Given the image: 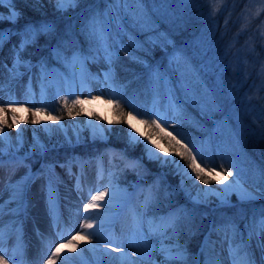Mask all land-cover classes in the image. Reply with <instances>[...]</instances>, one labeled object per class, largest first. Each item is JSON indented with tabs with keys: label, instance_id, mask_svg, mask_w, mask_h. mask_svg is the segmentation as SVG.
Here are the masks:
<instances>
[{
	"label": "rangeland",
	"instance_id": "1",
	"mask_svg": "<svg viewBox=\"0 0 264 264\" xmlns=\"http://www.w3.org/2000/svg\"><path fill=\"white\" fill-rule=\"evenodd\" d=\"M28 1L33 7H39L38 9L40 10L44 8V2L49 1L47 6H51L55 11L60 13V16H64L65 18L79 14L73 12H76L82 4L79 2L75 7L69 6L67 11H58L55 0L53 2H51V0H43L44 2H42V4H37L36 1L38 0ZM246 6L247 7L239 15L242 22L240 23L239 32L233 39L235 43L231 48L225 50L224 54L220 57L223 63L225 62L228 67L234 69L235 74V86L229 93V96L223 100V102H225V109L228 107L227 109L231 110L229 116L219 112L221 101L218 99L216 92L220 82L215 83L211 79V75L215 76L217 74L213 72L220 61L216 58V61L219 62L215 63L213 59L204 58V56L211 51V45L207 43L208 41L206 39H208V36L212 38L215 30L208 35L201 36L190 46L192 53L188 59L192 63L183 62L181 53L178 52L169 57L167 64L171 70L175 71L177 87L181 91V94H183L185 100L188 101L189 105H192L199 111V117L201 119L199 126L194 123L193 125L195 127L192 125L187 126L188 124L182 125L180 121V111L176 102L172 99V95H170L172 93H170L168 79L163 77L164 75L159 78L154 71L147 72V74H150L153 85V99L150 107L152 117L153 113H158L165 117L170 124H174V128H170L167 125H164V127H166L168 131H171L173 135H176L178 139H181L183 143L193 148L194 151L196 149L200 150L203 155V160H201L199 156L197 159L202 166L206 161L210 166L216 167L218 174L215 180H211L209 185H204L199 180L195 182L201 187V190L206 188L218 190L221 193L220 196L212 194L207 196L203 194L199 195V193L204 192L198 191L199 193L197 192L195 194L199 196V200L191 199L186 194L184 185L181 186V176L177 173L174 165L161 164L160 160L149 158L144 148V143H147V141L143 139L146 134V129L144 125L137 123L136 120L130 121L133 128L136 130L133 134H139L143 142L131 143L129 141L128 132L133 129L129 128V124L125 122V118L122 120L124 116L119 113L114 103L105 104L106 106L97 105L96 108H99V110L93 111L91 117L86 105L87 101H94L90 98L91 96H99V99L108 103V97L114 95L119 102H121L123 101L122 99H124L126 89L119 81L118 76H116V71L114 67H112V60L109 61L106 59L101 44L88 30H86L89 32L88 39L91 41V47L89 46L88 52L76 50L67 57V60H65V57H61L60 55L57 56V49H53V45L48 44L49 46L47 48L50 47V55L47 61L51 63V67L49 68H46L41 62H34L33 59L35 58L33 57L28 58L24 50L20 52L21 60L29 62L25 65L34 66V70L39 76V89L38 91L36 90V95L32 100V110L34 111L35 107H42L46 109V111L39 113L41 116L50 117L48 113H51L52 116L61 117L58 121L64 126H77L79 140H70L69 142L51 140L48 144L43 145V150H34L32 142L24 141L14 147H9L4 151V155H1L2 158L9 159L15 157L21 159L28 173L30 175H35V181L37 185H40L39 189H43L46 186V189H48V185L53 179V172H57L65 165L96 158L100 155H104L105 150L109 151L110 148L107 149V147H113L115 142L112 139L114 134H117L114 128L118 127V123L121 120V136L126 143L121 149L119 148L122 151H119L117 148H112L113 150L111 149L109 151L106 165L108 166V178L114 180L115 185L125 186L124 183L131 186L133 185L136 187L135 189H137V193L139 194L138 199L133 202L134 213L137 214V221L141 222L144 234L148 238L149 248L145 250L144 245L140 241L139 231L135 229L134 223L132 228L127 230L126 234L127 240L131 246L139 247L145 255L150 256L149 259L143 260L141 258L142 261H144V263L173 264L171 261L165 260L164 254L160 251V248L162 243L165 247H171L178 240L181 248L185 250V259L184 261L177 260L176 264H209L207 262L209 254L204 250L205 241L209 240V243L213 242V244L219 243V245H221L222 248H220L218 255L220 256L219 260H221L222 264H234L236 257L230 255L229 249L230 247L235 248L237 245H241L239 255L246 256L247 264H257L253 255H257L259 249L248 245L247 240L250 230L252 233L251 238L261 240V237L264 236V231H259L253 223L254 217L258 218L260 210L264 209V199L258 198L248 202H241L238 199L236 191H229L228 194L223 193L225 185L228 187L237 176L252 188H264V184L260 183L257 178L258 170H264V161L258 154H255L250 147L252 144L254 146L258 145L264 138V35H262V33H264V0H248ZM105 7H103V9H105ZM13 10L19 13L14 7L8 5V3L0 4V17H2L0 23H4L3 27H0V32L4 33L7 38H10L12 41L11 44L14 45V47H12L13 59L9 61V65L14 61L16 51H19V45L22 40L21 34L26 29V27L16 29V27H19L20 23L19 15L12 19L9 18ZM138 10L139 9L136 8L132 11L136 13L137 17L143 16L144 13ZM90 16L84 20L86 25L88 24ZM124 16V11H121L118 19L113 17L109 22L111 32L116 40H118L119 36L118 29L121 27L120 19ZM143 18L144 20L147 19V17ZM255 20L258 21L257 31L254 30L248 37L244 38V42L242 39L239 40V36L246 34L247 31L251 32L253 30L248 29ZM129 23L131 27L136 30H144L142 25L137 29V24L133 19H131ZM143 23H145V21H143ZM146 26L147 28H145L146 30L144 31L147 32V35H145L144 38L148 39L150 34H153L151 40L157 41L158 37L154 31V27L148 23ZM75 27L76 24L73 25V28ZM84 27L85 26H83V31ZM255 32L259 33V39L254 36ZM53 36H55V34L52 35L51 38ZM212 40L213 39L209 42H212ZM238 42L242 43V45L239 44L240 46H238V44H236ZM27 46L30 48L33 47L32 44ZM2 48L3 46L0 47V50ZM73 50L75 49L70 51ZM73 53H79L84 57L83 68H81L80 64H77L75 67L72 66L70 58ZM38 55L39 53L37 56ZM194 59L199 64L196 65ZM41 65L45 67L46 74L41 73ZM88 67H94L97 70V77L99 80V86L95 89H93V87L92 90L89 91V95L83 92V88L87 83H92V79L87 72ZM105 73H110L108 80L105 79ZM163 84H165L168 98L162 104L160 87ZM241 89H244L243 92H241ZM238 91L240 92L239 94H241L240 97ZM80 95L84 97V100H82L83 103L73 108L72 104H70L71 101L76 96ZM63 96L68 97L69 104L67 107L61 102V97ZM235 98H239L238 103H240V105L244 104L240 111L231 109V104L236 100ZM129 106L132 109V105L129 104ZM248 106L259 107V110L254 111L248 108ZM101 108L103 111L100 110ZM220 108L222 109L223 106ZM69 109H71V115H69ZM59 113H62L64 117ZM77 113L79 114L77 115ZM139 119L140 117L137 116V120ZM89 121L95 123L99 127L97 131L89 125ZM134 124L137 126H134ZM101 128L103 132L100 131ZM150 131L151 130H149V133ZM157 142L160 144V147L165 149L168 153V155L158 154L161 159L178 160L180 164H185L183 159L168 148L166 140L157 139ZM102 146L104 150H101ZM74 147H82V155L81 153L77 154L71 152L69 154L73 156L66 158L65 161L38 162L40 158L46 154V150H60ZM129 147L130 149H138L139 152L143 153L132 156L129 154ZM151 162L157 163L160 169H153L152 166L148 164ZM36 163H39L37 171L34 170ZM220 164H224L226 168H230L234 173L233 177L226 179L225 175L220 171ZM119 166L137 170L140 166H144L145 168L147 166L151 169L149 168L147 171L144 170L146 172L145 175L137 171L136 176L138 177L133 181H123L120 179V176L116 174L115 168ZM31 168L32 170H30ZM150 173L152 177L149 179L154 185V190L156 187L159 194H165L164 198L167 197L163 207L159 205L155 209L151 207L149 209L154 195L153 188H151L152 184L150 182V184L148 183V176L146 175ZM220 175L224 178L221 177L217 179ZM174 180L178 182V185L175 184ZM216 181H220V183H216ZM149 195L151 196V200L146 204V198L149 197ZM221 199H225L227 202L221 204ZM247 205H252L251 207H253L249 211L250 215H246V210H243ZM198 206L205 208L203 211L205 214L201 217L202 219L200 218L201 220L195 222V218L188 214V209L189 207L192 209ZM227 208L233 210L229 212H234V214L227 215L225 212ZM170 211L180 212L181 219L178 221L177 234L174 235L173 230L170 228L163 236L159 233L150 235L147 224L148 218L166 216ZM185 211L187 212V217L184 216ZM240 219H244L245 237L243 241H233L232 231L227 230L225 226L232 223L234 220ZM179 224L181 225L180 228L178 227ZM246 225H248V227H246ZM203 230H205V232L201 244L195 248L194 245L196 246V242L203 234ZM108 233V230H103L100 238L106 237ZM193 240H195V242H193ZM175 251L176 249L173 247V253H175Z\"/></svg>",
	"mask_w": 264,
	"mask_h": 264
},
{
	"label": "trees",
	"instance_id": "2",
	"mask_svg": "<svg viewBox=\"0 0 264 264\" xmlns=\"http://www.w3.org/2000/svg\"><path fill=\"white\" fill-rule=\"evenodd\" d=\"M53 1L54 0H51V2ZM42 2L44 1H36L37 4H42ZM80 2L82 3L81 7L76 12H73L79 14L67 18L60 16V13L55 11L51 6H47L49 1L44 2L45 6L42 10L38 9L39 7H33L28 0H12L11 4H8L19 12L20 23L19 27H16V29L28 27L30 24L38 27L42 23H48L53 26V30L48 34L38 35L35 43L32 44L33 47H25L24 52H26L25 55H27L28 58L33 57L35 58L33 59L34 62H41L46 68H49L51 67V63L47 61L50 55V47L47 48L49 46L48 44H52L53 49L56 48L59 50L61 57H69L70 54L76 50L80 52H88V48L91 47V41L88 39L89 32L86 31L88 28L84 23V20L95 11H102L103 7L107 5L103 3L102 0H80ZM247 2L248 0H168L167 3H161V0H143V3L140 5H128L129 11L127 13L124 12L125 16L120 19L121 27L118 29V40L114 38L111 31L108 32L107 39L109 51L112 53V67H114L116 76H118L119 81L126 89L124 99L120 102L123 112L126 114L131 111L139 116L140 119L144 118L151 120L153 118L150 108L153 99V85L150 79V74H147V72L154 71L159 78L164 75L163 77L168 79L170 93H172L170 95H172V99L178 106L182 125L184 126L188 124L187 126H194V123L199 126L201 122L199 111L192 105H189L188 101L185 100L183 94H181V91L177 87L176 73L171 70L167 64L169 57L178 52L181 53V59L183 62L185 61L189 63L190 60L188 57H190L192 53L190 46H192L201 36L208 35L215 30L212 38L209 36L208 39L205 38L208 41L207 43L211 45L210 53L212 54L208 53L204 58L213 59L215 60V63L220 61L218 63L219 65L215 67L213 72L214 74H217L215 76L211 75V79L215 83L220 82L216 92L218 99L221 101L219 112L229 116L231 110L227 109L228 107L225 109V102H223V100L229 96V93L235 86V74L234 69L228 67L225 62L223 63V61L220 60V57L224 54L225 50L231 48L235 43V40L233 39L239 32L240 23L242 22L239 15L247 7ZM136 8L141 10L144 15L137 17L136 13H133L132 11ZM143 17H147V19L144 20ZM131 19L136 22L137 29L142 25L144 27L143 29L146 30L147 23L153 26L158 37L157 41L151 40L153 34H150L149 38L145 39L144 36L147 35V32L144 30L139 31L131 27L129 23ZM143 21H145V23H143ZM258 21L255 20L248 29L253 30L251 32L247 31L246 34L239 36V40L242 39L244 42V38L248 37V35L254 30L257 31ZM3 24L4 23L1 22L0 27H3ZM74 24H76L75 28H73ZM81 25L85 26L84 31L83 26ZM54 34L55 36L51 38ZM254 36L258 39L260 38L258 32H255ZM211 39H213L212 42H209ZM236 44H238V46L242 45V43L239 42ZM72 49L75 50L70 51ZM38 53L39 55L37 56ZM216 58L219 61H216ZM194 62L196 65L199 64L195 59ZM243 90L244 89H241V92H243ZM160 91V97L162 98L161 103L163 104L168 98L165 84L160 87ZM239 93L240 92L238 91V94ZM240 96L241 94H239V97ZM235 99L236 100L231 104V109L240 111L244 104L240 105V103H238L239 98ZM129 104L132 105V109ZM222 106L223 108L221 109L220 107ZM248 108L254 111L259 110V107L248 106ZM118 110L120 113L121 109L118 108ZM59 114L64 117L62 113ZM124 118L125 116L122 120H124ZM120 124L121 120L118 123V127L114 128V131L117 132V134H114L112 139L115 142L113 147L115 146L114 148L117 149H121L126 143L121 136L122 126H120ZM250 147L255 154H258L264 161V138L258 145L254 146L252 144ZM82 149V147L65 148L60 150L50 149L45 152L46 154L43 155V157H39L40 160L38 162L65 161V155L71 152L80 154L82 153ZM120 149L119 151H122ZM101 150H104L103 146L101 147ZM128 151L132 156H137L143 153L139 152L138 149H130V147ZM39 163L35 164L34 170H38ZM148 164L155 170L160 169L159 165L155 162ZM149 168L150 167L147 166L146 168L140 166L137 170L119 166L115 168V170L121 180L133 181L138 177L136 176L137 171L140 173L142 172L141 174L145 175V171H147V169L149 170ZM146 175L148 176L147 179L149 183V178L152 177L151 173ZM174 182L178 185V182L175 180ZM152 188L154 195L149 205V209L150 207L155 209L159 205L160 207H163L167 197L164 198L165 194H159L156 187L154 190L153 184ZM251 206L252 205H247L243 209L246 210V215H250L249 211L253 208ZM204 210L205 208L202 206L194 207L192 209L189 207L188 214L195 218V222H197L201 220V217L205 214V212L203 213ZM226 210L227 211L225 212L227 215L234 214V212H229L231 209L227 208ZM232 224H234L236 228V233L234 236L232 235V240L243 241L245 237L244 219L234 220ZM178 227L180 228L181 225L179 224ZM204 232L205 230H203V234L196 242V246L194 245L195 248L201 244ZM193 242H195V240H193Z\"/></svg>",
	"mask_w": 264,
	"mask_h": 264
},
{
	"label": "bare ground",
	"instance_id": "3",
	"mask_svg": "<svg viewBox=\"0 0 264 264\" xmlns=\"http://www.w3.org/2000/svg\"><path fill=\"white\" fill-rule=\"evenodd\" d=\"M11 42L10 38L5 39L3 48L0 50V100L4 101L5 104L10 101H17L24 104V107L19 108L15 113L8 109L0 112V121L6 120L4 132L0 133V139H3L0 148L6 151L9 147L20 144L21 141H30L34 150H41L40 145L48 144L51 140L62 142L79 140L77 126H64L58 119L53 120L51 117L34 114L31 107L36 90L39 89V76L36 74L34 66L25 64H21L18 71L15 69L13 72L9 71L13 66V61L9 65V61L13 59L12 47L14 45ZM87 72L92 83L88 82L83 88V92L89 95V91L93 87L95 89L99 86V80L98 72L94 67H88ZM79 97L84 100L81 95ZM105 104L109 103L101 99L86 102L91 117L93 111L99 110L96 108L97 105L106 106ZM100 110L103 111L102 108ZM14 114L19 123V128L13 123L12 116ZM34 121L36 122L34 123ZM90 121L88 122L89 125L96 126L93 128L97 131L99 127ZM134 126L137 125L134 124ZM18 136L20 137L19 140L17 139ZM150 147L158 154L167 153L165 149L163 153H160L154 145H150ZM109 148L111 150L114 147L108 146L107 149ZM109 151L105 150L104 155L99 154L100 156L96 158L77 161L53 172L51 185L56 190L58 198L56 213L60 222L59 227L65 231L66 235L69 231L71 234L79 231V225L83 222L82 205L88 201L90 189L94 192L97 188L110 185L113 193L102 202L106 204L107 201L111 200L110 207L93 210L89 213L93 216H107L103 230H108V235L100 238L99 243L96 239H93L91 243L87 240L80 241L79 248L71 254L65 249L61 261H57V264H62L64 256L69 257L67 264H156L144 263L142 259H149L150 256L145 255L139 247L131 246L127 240L126 232L132 228L134 214L137 215L134 213L133 202L138 199L139 194L135 186L127 185L124 182L122 183L125 186H118L115 185L114 180L108 178V166L106 164ZM3 153L2 155H4ZM71 156L73 155L67 154L65 158ZM0 158H2L1 155ZM2 160L3 166H0V204H4V211L3 215L0 216V227L3 228L5 234L2 247L6 250V258L12 256V249L19 244L20 250L17 252L16 258L15 260L10 259L9 264H45L49 252L46 242L52 243L56 240V230L53 228V218L47 204V186L39 189L40 185H37L35 175L28 173L21 159L12 157L9 159L2 158ZM101 168L103 169V179H98V172ZM221 177L224 178L220 175L217 179ZM18 181L22 182L25 188L24 200L27 203V209L15 214L10 210L16 208L17 201L7 202L11 196L9 186ZM77 182H79V188ZM240 183L250 191H255V188L243 180H240ZM225 188L228 187L225 185ZM184 189L191 199L199 200V196L195 193L200 191L201 187L196 182L194 186L192 181L186 180ZM201 194L205 195V193H199V195ZM257 195L259 196V193ZM247 241L248 245L259 249L257 255H253L257 264H264V236L261 237V240L248 238ZM108 245L121 247L123 251L113 252ZM218 245L219 243L213 244V242L209 243V240L205 241L204 250L209 254L207 260L209 264L212 262L222 264L218 255L222 247ZM171 262L176 264L177 260H171Z\"/></svg>",
	"mask_w": 264,
	"mask_h": 264
},
{
	"label": "snow or ice",
	"instance_id": "4",
	"mask_svg": "<svg viewBox=\"0 0 264 264\" xmlns=\"http://www.w3.org/2000/svg\"><path fill=\"white\" fill-rule=\"evenodd\" d=\"M12 0H0V4H11ZM80 0H55L56 7L58 11H67L68 7H75ZM103 3L107 5L105 9L97 10L90 16L87 24L88 31L90 34L94 35L98 42L101 44L103 51L105 52V57L109 61L112 59V53L109 51L107 39H108V32L111 31L110 28V20L111 18H119L121 11L127 13L129 11L128 5L136 4L140 5L143 3V0H102ZM168 0H161V3H167ZM19 13L15 10L11 11L10 19L17 17ZM2 19V17H0ZM53 30V26L48 23H42L38 27L37 26H28L26 27L25 31L21 34L22 40L19 45V51H16V55L14 57L12 69H9L10 72H13V69L19 70V67L22 63L28 64L27 61H22L20 58V52L25 49V47L29 44L35 43L38 35L40 34H48ZM264 35V33H262ZM7 39L6 35L0 32V47L3 46V43ZM57 56L60 55L59 50H56ZM68 58L65 57V60ZM71 64L75 67L77 64H80L81 68H83V60L79 53H73L71 56ZM41 73L46 74L45 67L41 65ZM15 74V73H13ZM105 79L108 80L110 73H105ZM92 100L99 99V96H91ZM61 102L68 106V97L63 96L61 97ZM108 103H114L116 108L121 109L120 114L125 116V122L129 124V128L133 130L128 132L129 141L131 143H142L143 140L140 138L139 134L134 135L133 132L136 130L133 128L130 121L136 120L137 123L144 125L146 129V134L144 135V140L147 143H144L145 151L147 152L149 158L151 159H158L160 160L161 164H168L174 165L176 171L181 176V186L184 185L185 181H192L193 185L195 186V181L199 180L204 185H209L211 180H215L217 173L216 167L210 166L206 161L204 162L203 166L201 165L200 161H198L197 157L199 156L201 160H203V155L199 149L195 151L193 148L189 147L187 144L183 143L181 139H178L176 135H173L171 131H168L164 125H167L170 128H174V124H170L169 121L159 115L158 113H153V117L151 120L149 119H139L137 120V115L133 112L129 111L126 114L123 112V109L120 105L119 100L114 96L110 95L108 97ZM83 101L80 99L79 96H76L72 101V107L75 108L76 105L82 104ZM24 107V104H20L17 101H10L7 104L4 101L0 100V112L5 111V109L11 110L15 113L19 108ZM46 109L42 107H35L34 114H39L45 112ZM51 119L56 120L60 119L61 117L52 116L51 113H48ZM71 109H69V115H71ZM79 113H77L78 115ZM99 119V117H98ZM13 123L16 124L17 128H19V123L16 120L15 114L12 116ZM36 121H34L35 123ZM6 120L0 121V133L4 132V124ZM94 128L96 126H93ZM149 130L150 133H149ZM103 132V129H100ZM7 138V137H6ZM17 139L19 140L20 137L18 136ZM157 139L166 140L168 148L174 152L177 156L185 161V164H180L178 160H165L161 159L160 155L156 151H153V148L150 145H154L156 149H159L160 153L164 152V149L160 147V144L157 142ZM0 143H3V139H0ZM22 143V141H21ZM41 149H43V145H40ZM3 148H0V155L3 153ZM168 155V153H165ZM0 166H3V160L0 158ZM220 171L225 175L226 179L229 177H233L234 173L230 170V168H226L224 164L219 165ZM190 170V171H189ZM211 179H210V178ZM258 181L264 184V170H258ZM27 179V178H25ZM98 179H103V169L101 168L98 172ZM216 183H220V181H216ZM77 186L79 188V182H77ZM11 196L10 200L7 203H11L12 201H17V206L15 209H11L15 214H19L20 211L27 209V203L24 200L25 188L22 182H17L16 184H11ZM205 195L208 194L220 196L221 193L216 189L206 188L202 189ZM229 191H236L238 199L241 202H248L255 199H264V188L258 187L255 191H250L248 188L244 187L237 176L235 179L232 180V183L229 184L228 188L223 189V193H227ZM259 193V196L257 195ZM111 186L107 185L102 188H97L94 192L90 189L88 192V201L83 203L82 205V220L83 222L79 225V231L75 232V234H71L69 231L66 235L64 230H61L59 227V218L56 213L57 209V192L52 187L51 183L48 185L47 189V204L49 207L50 215L53 218V228L55 231L56 240L52 243L46 242V247L49 249L47 254V259L45 260V264H57V261H61L62 255L64 250L67 249L68 253L76 252L77 248H79V242L83 240H87L89 243L93 239H96L97 243L100 242L101 232L105 227V223L107 221L106 215H89V213L93 210L102 209L104 207H110L112 201L109 200L107 203H102L105 201L106 197L112 195ZM151 200V196L146 198V204ZM225 199H221V204L226 203ZM4 211V204H0V216L3 215ZM184 216L187 217V212H184ZM181 219L180 212H169L166 216H158V217H150L147 220L148 224V231L150 235H155L159 233L161 236L164 235L168 231V229L173 230V234H177V225L178 221ZM134 227L137 231H139L140 241L144 245L145 250L149 248L148 245V238L145 236L143 228L141 226V222L137 221V218L134 214ZM254 226L259 229V231H264V209L260 210L259 217H254L253 220ZM227 230H231L233 236L236 233L235 225L229 223L225 226ZM248 227V225H246ZM95 229V230H94ZM227 234V233H226ZM251 230L249 231V239L251 238ZM135 237V232H134ZM5 239L4 230L0 227V264H9V260H15L17 252L19 249V244H17L12 249V256L6 258V250L2 247L3 241ZM162 243V242H161ZM111 247V251L113 252H122L123 249L121 247ZM173 247L176 249L175 253H173ZM241 245H237L235 248L230 247V255L236 257L234 260V264H247L246 256L239 255ZM160 251L164 254L166 261L171 260H179L184 261L185 259V250L181 248L179 242H177L171 247L162 246ZM69 257L64 256L62 264H67ZM214 264V262H212Z\"/></svg>",
	"mask_w": 264,
	"mask_h": 264
}]
</instances>
